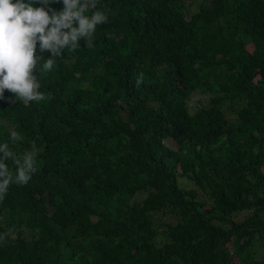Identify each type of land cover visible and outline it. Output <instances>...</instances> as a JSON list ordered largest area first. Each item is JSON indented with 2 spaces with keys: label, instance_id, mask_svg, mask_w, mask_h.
Wrapping results in <instances>:
<instances>
[{
  "label": "trees",
  "instance_id": "1",
  "mask_svg": "<svg viewBox=\"0 0 264 264\" xmlns=\"http://www.w3.org/2000/svg\"><path fill=\"white\" fill-rule=\"evenodd\" d=\"M195 1L97 0L93 47L38 62L44 100L5 90L0 144L36 171L0 200V264H264V0Z\"/></svg>",
  "mask_w": 264,
  "mask_h": 264
},
{
  "label": "clouds",
  "instance_id": "2",
  "mask_svg": "<svg viewBox=\"0 0 264 264\" xmlns=\"http://www.w3.org/2000/svg\"><path fill=\"white\" fill-rule=\"evenodd\" d=\"M36 2L43 6L34 7ZM54 2L56 0H29L28 3L24 0H0V97L7 90L25 104L44 100L34 74L38 62L43 61L40 65L43 70H51L64 50L74 52L80 47L82 38L86 47L92 48L97 26L108 20L104 12L95 10L97 0H62L64 7L61 11L51 9ZM90 10H94L92 15H85ZM38 42L40 51L50 52L51 58L44 60L36 56ZM136 83L139 86L141 81ZM21 139L16 131L11 132L12 142ZM31 148L32 151H25L18 157L9 149L8 143L0 144V200L14 179L17 184L26 185L31 174L35 173L34 141ZM9 159L16 166L15 177L6 163ZM11 231L0 236V240Z\"/></svg>",
  "mask_w": 264,
  "mask_h": 264
},
{
  "label": "rangeland",
  "instance_id": "3",
  "mask_svg": "<svg viewBox=\"0 0 264 264\" xmlns=\"http://www.w3.org/2000/svg\"><path fill=\"white\" fill-rule=\"evenodd\" d=\"M199 2H200V0L195 1V2L193 3V5L191 6L190 9H191L192 11H193V10H196L197 7H198ZM208 100H209V96H208V95H206V94H204V93H200V92H198L195 96H193V97L191 98L190 105H191L192 107H194V106H198V105H204V104H206V103L208 102ZM191 109H192V108H191ZM192 110H193V109H192ZM183 184L186 185V186H188V187H189V186L194 187L192 183H188V182H186V181H184ZM180 186H181V185H180ZM181 187H182V186H181ZM198 191H199V193L201 192L200 190H198ZM139 198H140V196H137V197H136V199H139ZM202 198H205L206 200H208L209 196H208V195H204V196H202ZM245 214H246V212L243 211L241 214H237V215L235 216V218L242 219V218L245 216Z\"/></svg>",
  "mask_w": 264,
  "mask_h": 264
}]
</instances>
